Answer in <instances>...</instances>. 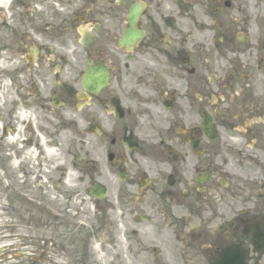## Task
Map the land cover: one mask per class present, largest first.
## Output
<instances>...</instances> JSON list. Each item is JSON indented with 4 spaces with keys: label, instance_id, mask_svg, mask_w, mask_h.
<instances>
[{
    "label": "flooded vegetation",
    "instance_id": "flooded-vegetation-1",
    "mask_svg": "<svg viewBox=\"0 0 264 264\" xmlns=\"http://www.w3.org/2000/svg\"><path fill=\"white\" fill-rule=\"evenodd\" d=\"M1 157L12 261L264 264V0L0 2Z\"/></svg>",
    "mask_w": 264,
    "mask_h": 264
},
{
    "label": "rangeland",
    "instance_id": "rangeland-1",
    "mask_svg": "<svg viewBox=\"0 0 264 264\" xmlns=\"http://www.w3.org/2000/svg\"><path fill=\"white\" fill-rule=\"evenodd\" d=\"M52 131V130H50ZM50 135H54V131H52V133ZM53 141L57 142L56 146L53 145ZM76 141V137L74 135V133L71 131L70 127L68 129L64 128L60 130V133L57 135V137L55 138H51V137H46V147L47 150H50L51 153H49L48 155H50V158L53 159V157L55 156L58 157V161L61 162L62 164L67 163L66 167L68 166L67 169H69L71 167L70 162L72 161L71 156H67V152L69 150L73 149L74 146V142ZM55 153V155H54ZM69 163V164H68ZM33 166H36V164L33 162L32 163ZM41 166V165H40ZM71 184H75L76 181L73 180L72 182H70ZM0 185L1 188L3 186V181H2V172L0 171ZM67 190L69 189H73L74 186L72 185H68V187L66 186ZM90 203L88 201H84V202H80L79 200H56L50 196L46 197V202L45 205L43 206V208L47 211V214L49 215H53L52 213H65L70 212V214H76V213H81L83 212L82 216H87V212L90 210ZM2 205L5 206L3 204V199L0 201V264H29L27 263V261L25 259H16V256L14 257L15 260L12 261L9 259V257H7L11 251L8 250L7 244L10 242L8 240V232H9V227H8V218H7V214H5L6 212L3 211L4 209L2 208ZM72 212V213H71ZM72 214V215H73ZM75 216V215H74ZM46 217V216H44ZM85 218L83 217L82 219L79 218V221L83 222L82 225H85L84 221ZM46 229L49 232H54V233H59L61 232V229L59 228V226L57 225L56 222L52 221L49 217H47L46 220ZM81 225V224H80ZM47 233V237H49V234ZM99 256H101V254H99ZM58 261V260H57ZM63 261V260H62ZM44 264V263H41ZM46 264V263H45ZM62 264H65V262H63Z\"/></svg>",
    "mask_w": 264,
    "mask_h": 264
},
{
    "label": "bare ground",
    "instance_id": "bare-ground-1",
    "mask_svg": "<svg viewBox=\"0 0 264 264\" xmlns=\"http://www.w3.org/2000/svg\"><path fill=\"white\" fill-rule=\"evenodd\" d=\"M5 1H7V0H0V2H5Z\"/></svg>",
    "mask_w": 264,
    "mask_h": 264
}]
</instances>
